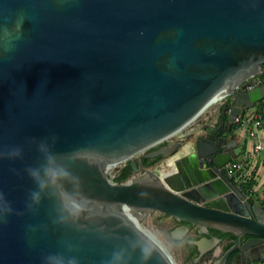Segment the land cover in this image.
Listing matches in <instances>:
<instances>
[{
    "label": "water",
    "instance_id": "obj_1",
    "mask_svg": "<svg viewBox=\"0 0 264 264\" xmlns=\"http://www.w3.org/2000/svg\"><path fill=\"white\" fill-rule=\"evenodd\" d=\"M263 64L264 0H0V150H23L0 159L14 209L0 224V264H43L49 253L102 264L130 228L148 227L150 209L184 222L171 233L202 234L188 239L196 260L216 250L219 229L236 240L214 264L234 253L233 264H264V206L229 174L238 142L221 124L182 132H198L186 154L181 140L144 153L225 99L231 131L264 98ZM46 138L55 153L78 152L71 170L88 203L74 222L54 223L59 202L48 196L26 208L36 185L25 169L43 162L31 141ZM158 156L161 168L144 164ZM127 160L135 174L112 180L108 166Z\"/></svg>",
    "mask_w": 264,
    "mask_h": 264
},
{
    "label": "clouds",
    "instance_id": "obj_2",
    "mask_svg": "<svg viewBox=\"0 0 264 264\" xmlns=\"http://www.w3.org/2000/svg\"><path fill=\"white\" fill-rule=\"evenodd\" d=\"M54 139L53 137V141ZM31 142L37 144L43 162L38 166H29L25 169L36 185L35 189L29 192L26 202L27 210L35 212V206L41 203L44 196H48L59 202L55 208L58 219L53 222H74L73 218L84 212L88 203L87 198L78 190L81 184L80 177L71 170L72 164L78 158L77 150L58 154L51 150L47 138L40 141L32 139ZM22 156L23 150L19 146L0 150V159H15L22 158ZM66 185H70L71 190ZM13 213L11 202L0 191V224L7 223L8 216ZM77 226L85 227L84 225ZM130 230L132 236L125 237V245L114 250L111 258L104 260L102 264H130L137 252L139 253V264H149L154 258L158 260V264H176L173 250L189 242L186 234L180 230L166 233L157 228L139 225ZM68 250L73 251L71 245L68 246ZM43 264H79V260L75 256H66L64 253H49L43 258Z\"/></svg>",
    "mask_w": 264,
    "mask_h": 264
},
{
    "label": "rangeland",
    "instance_id": "obj_3",
    "mask_svg": "<svg viewBox=\"0 0 264 264\" xmlns=\"http://www.w3.org/2000/svg\"><path fill=\"white\" fill-rule=\"evenodd\" d=\"M227 102V99H225L223 102L219 103L218 105H216L215 107H213L212 109H210L209 111H207L205 114H203L202 116L198 117L197 119L189 122L183 129L175 132L173 135L167 137L164 141H176V140H181L182 144H186L188 143V141H190L191 139H194L198 132H192L187 136H182L180 137L181 133L184 132L185 130H192L194 129L196 126H198V124L201 123H208V124H213L216 122L217 116L221 110V108L223 107V104ZM251 125V124H250ZM249 125V126H250ZM149 149V148H148ZM148 149H146L145 151H147ZM180 152V150H179ZM177 152V154L179 153ZM166 159V158H165ZM165 159H162L160 161H158L155 164H151V167L154 169H159L161 168V166L165 163ZM248 156L244 155V157L241 159L242 164L244 165V167L249 170L250 169V165L248 166ZM128 161V160H127ZM127 161H122V162H117V163H113L111 165L108 166V175L111 179H113L115 172L117 171V168H115V165L118 164L119 168L121 166H123ZM166 167L168 168L169 165L165 164ZM255 179L254 174H250L248 178H252ZM256 185V184H255ZM264 191V186H262V190L260 189V191L257 192V190L255 189V186L253 188V193L252 196H254V198L258 201V203H261V200H264V194H261V192ZM147 226L149 228H157L160 229L166 233H171V230L174 228L175 222L173 220V217L156 209H150L148 210L147 213ZM173 255L176 259V264H192L193 263V256H189V248L186 246V244H183L180 247H177L173 250ZM212 256V254H211ZM205 259H203L201 261L200 264H206L204 262Z\"/></svg>",
    "mask_w": 264,
    "mask_h": 264
},
{
    "label": "crops",
    "instance_id": "obj_4",
    "mask_svg": "<svg viewBox=\"0 0 264 264\" xmlns=\"http://www.w3.org/2000/svg\"><path fill=\"white\" fill-rule=\"evenodd\" d=\"M258 111V105L256 104L254 107L247 110L244 117L253 119ZM251 127L252 125L249 126V124H242L240 127L229 132L228 135H231L232 138H236L238 142V155L234 159L241 160L244 155L248 156L249 159L247 165H250V169L248 171L255 176L254 178L257 182L255 189L258 192L260 189L262 190V186H264V150L253 152V148L258 138L264 135V126L259 128L255 135H251L249 133V130L252 129ZM191 142H193V139L188 141L189 145L184 148V150H180L177 156H179V154H186L189 152ZM261 194H264V191H262ZM222 250L223 244L218 245L214 256H219Z\"/></svg>",
    "mask_w": 264,
    "mask_h": 264
},
{
    "label": "trees",
    "instance_id": "obj_5",
    "mask_svg": "<svg viewBox=\"0 0 264 264\" xmlns=\"http://www.w3.org/2000/svg\"><path fill=\"white\" fill-rule=\"evenodd\" d=\"M263 68H264V64H263ZM263 75H264V72H263ZM258 110L259 112H262L264 110V98L262 100H260L258 103ZM242 124L241 122H236L234 125H233V128L232 130L240 127ZM167 141H164L156 146H153L151 148H149V150H154V149H157L158 147H160L161 145L163 144H166ZM161 156H158L156 158H153L151 160L149 159H143L144 161V164L145 165H151V164H154L156 163L159 159H160ZM234 160H237V159H234ZM134 169H133V166L132 164L130 163V161H127L123 166H121L116 172H115V175L113 177L112 180L114 181H117V182H124L126 180H128L130 178V176L132 175ZM256 180L252 178H248L246 181L242 182V187L243 189L249 194V198L251 201H256L258 202L254 196H252V193H253V188L256 184ZM260 203V202H259ZM263 206H264V200H261V203ZM217 234H219L221 237H223L224 239H227V243L224 245V250L227 249L228 247H230L236 240V235L233 233V232H229V231H223V230H216L215 231ZM188 247H189V256H193V258L198 254V250L195 246H193L192 244H190L189 242L187 243ZM235 257V253L232 254L226 264H233V259ZM200 262H193V264H199ZM211 264H214V262L212 261Z\"/></svg>",
    "mask_w": 264,
    "mask_h": 264
},
{
    "label": "built area",
    "instance_id": "obj_6",
    "mask_svg": "<svg viewBox=\"0 0 264 264\" xmlns=\"http://www.w3.org/2000/svg\"><path fill=\"white\" fill-rule=\"evenodd\" d=\"M264 68L258 73V80L257 83L260 84L264 81ZM236 122H241V124H251L252 129H250L249 133L251 135H255L257 130L264 126V110L262 112H257L253 119L245 118L244 115H240L236 118ZM260 150H264V135L258 138L257 142L254 144L253 152H257ZM228 171L232 178L242 184V182L246 181L251 174L244 165L242 164L241 160H232L228 163Z\"/></svg>",
    "mask_w": 264,
    "mask_h": 264
},
{
    "label": "flooded vegetation",
    "instance_id": "obj_7",
    "mask_svg": "<svg viewBox=\"0 0 264 264\" xmlns=\"http://www.w3.org/2000/svg\"><path fill=\"white\" fill-rule=\"evenodd\" d=\"M228 101V100H227ZM226 103V102H225ZM225 103L223 104V107L221 108V110H220V112H219V114H218V116H217V119H216V122L215 123H213V124H208L207 123V125L209 126V125H213V126H218L219 124H221V128L219 129V131H218V134H229V132H231V131H226V130H224L223 129V126L224 125H226V123H225V120H226V117H225V115L223 114V110H224V105H225ZM204 123H206V122H204ZM201 124H203V123H201ZM204 130H206V128L204 129ZM197 137H198V135L195 137V139H197ZM167 142H169V141H167ZM148 151H150L149 149L147 150V151H144V153H147ZM152 151V150H151ZM143 159L145 160V159H149V160H151L152 158H150V157H143ZM162 159H164V157L163 156H161L160 157V159L158 160V161H160V160H162ZM157 161V162H158ZM156 162V163H157ZM155 164V163H154ZM146 166H149V165H146ZM119 169V167L117 168V170ZM133 174H135V172L133 171V173H132V175L130 176V177H132L133 176ZM235 181V180H234ZM236 182V181H235ZM236 183H238V182H236ZM239 184V183H238ZM241 185V184H240ZM242 186V185H241ZM243 188V187H242ZM173 217V216H172ZM173 220H174V222H175V225H174V227H176V226H178V225H180V224H183L184 222L183 221H178V220H176L174 217H173ZM216 230H219V229H211V232H212V234H214L215 236H218V237H220L221 238V241H220V243H219V245L220 244H223V250H222V252L224 251V245L227 243V239H224L223 237H221L219 234H217L215 231ZM187 236V239H189V238H200L201 236H202V234H199L197 231H196V229H191L190 231H189V233L186 235ZM247 237H249V236H243L242 237V240L244 241L245 239H247ZM186 244V246L188 247V245H187V243H185ZM190 244H192V243H190ZM193 246H195L196 248H197V246L196 245H194V244H192ZM189 248V247H188ZM217 249V248H216ZM215 251L216 250H211V251H209L208 253H206L204 256H202L200 259H198V260H196V257H197V255L193 258V260L195 261V262H200L201 263V261L203 260V259H205L204 260V262L206 263V264H211L212 263V261H214V259L217 257V256H214V253H215ZM221 252V253H222ZM211 254H212V256H211ZM193 261V262H194ZM199 263V264H200ZM193 264V263H192Z\"/></svg>",
    "mask_w": 264,
    "mask_h": 264
},
{
    "label": "bare ground",
    "instance_id": "obj_8",
    "mask_svg": "<svg viewBox=\"0 0 264 264\" xmlns=\"http://www.w3.org/2000/svg\"><path fill=\"white\" fill-rule=\"evenodd\" d=\"M173 135V134H172ZM169 136H171V135H169ZM169 136H167V137H169ZM166 139V138H165ZM114 163H117V162H114Z\"/></svg>",
    "mask_w": 264,
    "mask_h": 264
}]
</instances>
